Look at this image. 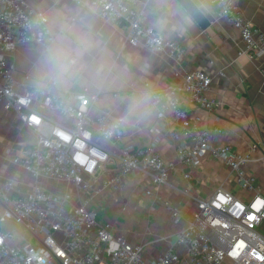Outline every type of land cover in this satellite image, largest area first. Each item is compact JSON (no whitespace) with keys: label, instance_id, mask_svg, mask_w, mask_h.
Here are the masks:
<instances>
[{"label":"built area","instance_id":"1","mask_svg":"<svg viewBox=\"0 0 264 264\" xmlns=\"http://www.w3.org/2000/svg\"><path fill=\"white\" fill-rule=\"evenodd\" d=\"M69 1L119 26L134 47L177 59L184 52L180 42L145 25L130 0ZM208 1L238 31L245 52L264 60V33L246 19L235 0ZM54 40L44 12L26 0H0V111H14L34 136L12 157L34 180L32 187L21 193L12 179L0 185V264H264V196L247 171L250 154L213 140V133L223 131L207 126L217 106L209 95L212 77L201 69L178 71L179 83L152 90L150 109L159 119H172L176 127L169 132L176 162H168L157 150L159 139L148 146L127 142L123 119L96 113L98 95L58 92L57 83L51 82L45 89L30 88L16 80L17 49ZM204 158L228 168L245 197L224 186L206 199L195 197L193 171ZM134 175L145 177L144 195L163 204L167 201L161 189L180 177L184 185L179 191L197 205L175 241L152 256L146 239L130 240L118 232L119 219H100L101 201L127 191ZM54 183L68 188L58 191L59 186L50 187ZM167 209L171 223L180 225L181 211L169 203ZM8 222L23 234L5 228ZM142 224L148 226L147 221Z\"/></svg>","mask_w":264,"mask_h":264},{"label":"crops","instance_id":"2","mask_svg":"<svg viewBox=\"0 0 264 264\" xmlns=\"http://www.w3.org/2000/svg\"><path fill=\"white\" fill-rule=\"evenodd\" d=\"M26 1L35 10L47 15L55 40L47 45L17 49L14 54V76L17 81L30 88L45 89L50 83L43 78L46 55L53 47H63L74 60V70L57 83V91L98 95L100 100L95 103L94 111L123 119L127 142L148 146L159 139L158 152L166 161L176 162L175 145L169 140V132L176 127L172 119L157 118L149 107L150 94L158 86L179 83L181 79L176 76L178 71L201 69L213 79L209 95L217 103L214 116L207 126L223 131V134L213 133V140L230 144L238 153L250 154L247 171L256 178L264 196V60L245 52L238 31L222 19L219 10L208 0H191L210 23L205 30L179 0L129 1L131 7L143 14L145 25L182 44L184 52L180 59L169 53H155L130 45L125 31L119 26L103 21L89 9L72 1ZM235 2L246 19L264 33V0ZM33 139V134L23 126L14 111H0V185L12 179L21 193L32 187L34 180L12 163V157ZM254 145L257 148L252 150ZM107 146L118 150L115 146ZM193 172L195 197L206 199L220 186L233 191L240 198L245 197L231 171L220 161L204 158L201 166ZM43 183L46 184L45 181ZM183 185L181 178L177 177L160 191L164 199L170 201V206L179 209L183 215L179 228L171 223L168 231L173 227L178 231L196 211V201L179 191ZM145 186V177L134 175L129 180L127 191L110 198L114 200L101 201L100 205L106 211L108 208L111 213H119V222L124 214L120 215L123 211L118 208L124 207L126 212L127 208L139 206L138 199L140 202L144 200L147 215L159 221L155 231H165L167 227L160 223L161 216L169 213L162 208V203H154L144 195ZM138 188L143 190L141 196L133 193ZM3 211L0 203V215ZM140 222L138 226H142L143 230L145 226ZM117 226L119 229L121 223ZM5 228L23 234L22 229L13 223H6ZM163 244L159 242L158 248ZM150 250L147 251L148 256L153 255Z\"/></svg>","mask_w":264,"mask_h":264},{"label":"rangeland","instance_id":"3","mask_svg":"<svg viewBox=\"0 0 264 264\" xmlns=\"http://www.w3.org/2000/svg\"><path fill=\"white\" fill-rule=\"evenodd\" d=\"M55 184V183H54ZM59 186L58 191H65L68 187L64 184H61V185H58L57 183L55 185H51L50 187L51 188H55ZM133 193L135 195H139L141 196V194H143V190H141V188H138V189H135L133 191ZM167 201V204H163L162 205V208H165L167 209V206H168V203L170 201L166 200ZM135 203V202H134ZM137 204H139V206H134L132 208H127V211L124 212V215L123 217H120V223H121V227H119L118 229V232L121 233V234H124V235H127L129 237V239H134L135 241H142L144 239L147 240V250L151 249V248H154L152 251L150 250V254H158L159 252H161L163 249H165V247L169 244V240L171 242H174L175 241V233L177 232V228L178 225L176 226L177 228L173 227V229H170V231H168L169 228H171V220H170V217H169V214H163L161 216V224H163V227H167L165 231H155V228H158L156 226V223H158L159 221L153 216L149 217L147 215V212L145 210V207H146V203L144 202V200H141V202L137 201ZM148 205V204H147ZM170 205V203H169ZM172 207V206H171ZM101 211H100V219L103 220V221H106V220H116L118 217H119V213H111L110 212V209L108 210L107 208V211L104 210L102 207L100 208ZM119 211L121 210V208H118ZM130 209V210H129ZM118 211V212H119ZM167 213H168V209H167ZM146 218H148L147 220V223H148V226L147 227H143V230L141 229L140 226H138V223L140 222L139 219H142L141 222H144L146 220ZM140 222V223H141ZM147 225V224H146ZM260 230L262 232H264V226H262L260 228ZM150 232V235L148 236L147 233ZM168 235H171L169 238H167ZM150 236H153V238H150ZM164 236H166V239L164 240V244L158 248V245H156V243H154V239H157V238H163ZM154 246V247H152Z\"/></svg>","mask_w":264,"mask_h":264},{"label":"clouds","instance_id":"4","mask_svg":"<svg viewBox=\"0 0 264 264\" xmlns=\"http://www.w3.org/2000/svg\"><path fill=\"white\" fill-rule=\"evenodd\" d=\"M74 60L63 47L49 49L43 67V78L51 83H59L73 73Z\"/></svg>","mask_w":264,"mask_h":264},{"label":"water","instance_id":"5","mask_svg":"<svg viewBox=\"0 0 264 264\" xmlns=\"http://www.w3.org/2000/svg\"><path fill=\"white\" fill-rule=\"evenodd\" d=\"M179 2L203 30L210 26L209 21L191 0H179Z\"/></svg>","mask_w":264,"mask_h":264}]
</instances>
